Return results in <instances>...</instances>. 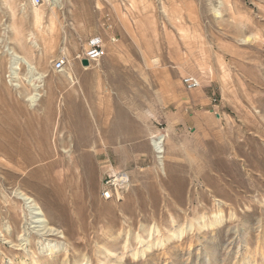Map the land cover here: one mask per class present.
I'll list each match as a JSON object with an SVG mask.
<instances>
[{"label":"rangeland","instance_id":"obj_1","mask_svg":"<svg viewBox=\"0 0 264 264\" xmlns=\"http://www.w3.org/2000/svg\"><path fill=\"white\" fill-rule=\"evenodd\" d=\"M112 263L264 264V0H0V264Z\"/></svg>","mask_w":264,"mask_h":264},{"label":"built area","instance_id":"obj_2","mask_svg":"<svg viewBox=\"0 0 264 264\" xmlns=\"http://www.w3.org/2000/svg\"><path fill=\"white\" fill-rule=\"evenodd\" d=\"M40 2L41 0H35L36 4H39ZM108 27L111 28V25H108ZM112 40L115 39L112 38ZM105 55L106 45L104 39L101 36H93L88 41L84 50L79 53L76 58L78 59V61H80L81 64L83 59H87L89 61V66H91L93 63H98ZM69 65L70 61L67 58H58L53 62V70L56 72H65ZM183 83L189 90H194L201 86V81L199 80V78L193 75L185 76L183 78ZM105 196L111 197L109 192H106Z\"/></svg>","mask_w":264,"mask_h":264},{"label":"crops","instance_id":"obj_3","mask_svg":"<svg viewBox=\"0 0 264 264\" xmlns=\"http://www.w3.org/2000/svg\"><path fill=\"white\" fill-rule=\"evenodd\" d=\"M105 25H111V28L113 27V22L108 18ZM66 72H44L42 73V79L46 80L45 84L49 87V89L60 92L65 90L69 83L67 81H63L64 78H66Z\"/></svg>","mask_w":264,"mask_h":264},{"label":"bare ground","instance_id":"obj_4","mask_svg":"<svg viewBox=\"0 0 264 264\" xmlns=\"http://www.w3.org/2000/svg\"><path fill=\"white\" fill-rule=\"evenodd\" d=\"M21 59V58H20ZM23 59V61L24 62H26V63H28V60L27 59H25V58H22ZM19 60V59H18ZM87 68V67H86ZM160 141V140H159ZM157 146H158V143H157ZM36 205V204H35ZM33 210V209H32ZM34 211V210H33ZM36 211V210H35ZM35 211H34V213H35ZM36 214L38 215V216H42L41 218H42V220L40 219V221H42V223L44 222L45 223V225L47 226L48 224H47V221H46V218H45V214L42 212H37L36 211ZM35 215V214H34ZM37 216V217H38ZM39 220V219H38ZM57 231V230H56ZM47 232H49V233H54L55 232V229H53L52 227H49L48 229H47ZM57 235V234H56ZM151 245V244H150ZM150 245L148 246L147 245V248H146V250L145 251H148L149 250V248H150ZM151 249V248H150ZM143 250V251H144ZM144 251V252H145ZM107 252L110 254V252H112L111 250H109V249H107ZM148 252H150V251H148ZM112 254V253H111ZM112 264H114V263H112Z\"/></svg>","mask_w":264,"mask_h":264},{"label":"water","instance_id":"obj_5","mask_svg":"<svg viewBox=\"0 0 264 264\" xmlns=\"http://www.w3.org/2000/svg\"><path fill=\"white\" fill-rule=\"evenodd\" d=\"M82 64H83L84 66H89V61H88L87 59H83V60H82Z\"/></svg>","mask_w":264,"mask_h":264}]
</instances>
